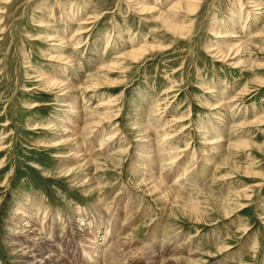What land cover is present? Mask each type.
Instances as JSON below:
<instances>
[{
	"label": "rangeland",
	"instance_id": "374dc122",
	"mask_svg": "<svg viewBox=\"0 0 264 264\" xmlns=\"http://www.w3.org/2000/svg\"><path fill=\"white\" fill-rule=\"evenodd\" d=\"M191 2L0 0V264H264V0Z\"/></svg>",
	"mask_w": 264,
	"mask_h": 264
},
{
	"label": "bare ground",
	"instance_id": "6f19581e",
	"mask_svg": "<svg viewBox=\"0 0 264 264\" xmlns=\"http://www.w3.org/2000/svg\"><path fill=\"white\" fill-rule=\"evenodd\" d=\"M190 3H192L191 0H190ZM258 10H262V9L259 8ZM232 38L237 39L239 37H237L235 35ZM147 49L148 48H146V52H147ZM140 54H141V51H140ZM142 54H145V52H143ZM205 136L208 137V134H205ZM206 139H208V138H206ZM215 140H218V139L215 138ZM110 141H111L110 143H112V139ZM209 142L212 143V141H209ZM214 143H216V142H214ZM214 143H212L210 145H213ZM107 144H109V143H107ZM178 158H179V155L172 156L171 159H173V160L171 161V164H173V162L174 163L177 162ZM171 159H169V160H171ZM179 178H181V177H179ZM191 204L193 205L192 208H191ZM195 204L196 203H193L192 201H191V203L189 202V205H190L189 211H191L192 214H195L196 211H198V209H197L198 205H195ZM17 215L18 216H22V218L23 217L27 218V221H26V223H24L23 228H18V233H19V237L26 238V240H29V244H26V246L18 249V253L20 254V259L19 260L23 261V264H55L56 261H57V258L53 257V256H49L48 254H52L53 253L52 248H60L59 246H60V243L62 242L63 237L60 239V241L57 242V240H56V238L54 236H47V233H45L44 226L42 225V228L40 226H38V223H37V217H39L38 213L37 214H32V213H28V212H22V213H19ZM20 220H22V219H20ZM61 224H62L63 234H65L66 230L68 229V227H70L69 226L70 222L69 221H64ZM86 225L87 224H83V223L79 224V233H84L85 234L87 232V226ZM71 228H72V225H71ZM107 228H109V223H108ZM107 239L108 240L110 239V235L109 234H107ZM118 239H120V240L112 243L111 246L109 245L110 242H108V249L115 248L118 244H120V242H122L126 238L125 237L124 238L123 237H119ZM54 243H56V244H54ZM39 244L43 245V247L39 246ZM102 249L107 250L106 242H104L102 244H97V246L95 248L96 253L102 254V257H100V258L104 259L102 261L104 263V262H106L107 257H105L103 255L105 251H102ZM193 258H195V256L192 257L191 260H194Z\"/></svg>",
	"mask_w": 264,
	"mask_h": 264
}]
</instances>
